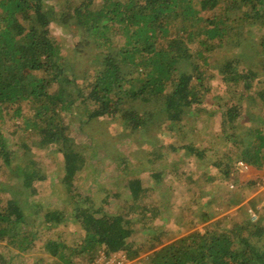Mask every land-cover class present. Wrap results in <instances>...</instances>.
Returning a JSON list of instances; mask_svg holds the SVG:
<instances>
[{"label": "trees", "instance_id": "16d2710c", "mask_svg": "<svg viewBox=\"0 0 264 264\" xmlns=\"http://www.w3.org/2000/svg\"><path fill=\"white\" fill-rule=\"evenodd\" d=\"M158 130L192 209L214 184L229 202L213 214L228 209L239 163L264 172V0H0V264L10 246L35 264H264L261 212L204 233L188 230L194 217L160 228L161 192L128 170L166 158L150 148ZM124 139L151 158L115 161L114 182L95 191L91 143ZM50 179L63 202L22 223L20 198Z\"/></svg>", "mask_w": 264, "mask_h": 264}, {"label": "rangeland", "instance_id": "374dc122", "mask_svg": "<svg viewBox=\"0 0 264 264\" xmlns=\"http://www.w3.org/2000/svg\"><path fill=\"white\" fill-rule=\"evenodd\" d=\"M251 63L252 65H255L253 61H251ZM208 110L210 111V107L208 108ZM202 126L210 128V123L202 124ZM211 127V130H216V123L213 122ZM101 132V130H98L95 136L99 138V134ZM206 132H208V130H200V132L198 131L196 133L201 134ZM74 139H76L77 141H83V136L80 134H76ZM146 140L147 138H141L139 142H141V144L143 145V142ZM170 140L171 135L168 134V136H166L162 131L158 130L155 134V138H153V142H150V148L153 149V151H155L156 153L158 145L160 143H162V146H164L165 143L171 142ZM174 144L176 145V143ZM91 151L94 154V159L99 169V175L96 176L95 182L92 185L96 187L95 191L99 189L98 187H104L114 182V177H116L117 175V172H115L114 170L116 168V164L114 163L115 161L120 160L121 158L124 159L125 156H129V159L132 161H134V159L138 161H147L145 156L148 155L147 152L142 150L139 145H133L129 140L126 139L117 143L115 146L113 144L111 147L104 142L95 141L91 143ZM169 151V148H166L164 146L162 152H164L165 155L167 154L166 158L163 161H159L153 167L150 166V168H148L149 164L141 166L136 165L134 167L130 162L131 166L128 169L131 170V174H135V172L138 171L139 175H142V177H149L151 180L149 186H153L161 192V203L167 204L166 216L169 217V219H167L164 224H161V229L168 225L169 220H172L173 222L177 221L180 223L184 220V218L186 220L192 219L190 217H194V219H192L194 222L190 224L188 230L204 233L207 222H214L223 215L232 213L233 215L231 214V216H229L231 219V224L233 219L236 217L234 213L239 210H241L242 213L246 216H248V214H250L252 211H256L258 214L259 212H261L260 216L262 217V220H264V172L262 170L253 167H247L246 165L239 163L237 168L240 172L237 175V179H235V182L239 189L237 188L235 190L236 192L233 196V204L226 210L219 208L216 214H213V212L216 211L218 205L222 203H228L229 199L224 196L220 197L222 193L226 192L225 186L214 184V186L208 192H206V194L204 193L205 200L202 204L199 205L201 212H205L206 210L211 211V216L208 217V221H205V217H202V215L198 213L199 208L192 209V201L189 199L185 201V199H183L188 195L186 192V185L183 183V179L180 177V175H178L177 173L175 174V170H173V168L177 166L174 162L176 161L178 154L173 152L169 153ZM148 158L150 159L151 157L148 155ZM191 160L192 161L188 162L191 168H194V162L196 163V168L192 170V173H194L195 171H198L197 169H200L198 167L199 163H197V161L193 159ZM152 168H154L153 171L150 170ZM155 173H160V182L154 185L153 181L157 179L156 177H154ZM49 181L42 186H38V198H34L31 201L25 199V197L20 198V202L24 210L22 223L31 225L35 221L36 215L41 214L46 207H51L53 204L63 202L61 198L51 193L52 184H54L55 182L53 181V179H50ZM205 182L206 180H204L200 186H203ZM231 186L233 185L228 184V187H230V189L232 190H229L228 187L227 189L229 191H234ZM195 187H190V192L192 195H196L197 193H199V190ZM17 189L18 187L16 186H9L8 194L12 197L16 194ZM239 218L241 220V217H238V219ZM223 226L224 225H221L220 228H223ZM57 231L62 233L64 231V228L60 226ZM184 232L181 233V236ZM5 256L12 257L11 264H35L32 256L23 254L20 255L18 251H16L11 246L8 247V249L6 248ZM96 264H104L102 258H100L98 263Z\"/></svg>", "mask_w": 264, "mask_h": 264}, {"label": "built area", "instance_id": "2783aa9c", "mask_svg": "<svg viewBox=\"0 0 264 264\" xmlns=\"http://www.w3.org/2000/svg\"><path fill=\"white\" fill-rule=\"evenodd\" d=\"M258 216L255 211L251 212L249 215V220L251 222H255L257 220ZM104 264H139L140 262L132 261L127 259L126 257H116V256H110L109 258L102 259Z\"/></svg>", "mask_w": 264, "mask_h": 264}, {"label": "clouds", "instance_id": "9594fccd", "mask_svg": "<svg viewBox=\"0 0 264 264\" xmlns=\"http://www.w3.org/2000/svg\"><path fill=\"white\" fill-rule=\"evenodd\" d=\"M252 212H253V211H252ZM255 212H256V211H255ZM256 213H257V212H256ZM249 215H250V214H248V219H249ZM257 216H258V213H257Z\"/></svg>", "mask_w": 264, "mask_h": 264}, {"label": "bare ground", "instance_id": "6f19581e", "mask_svg": "<svg viewBox=\"0 0 264 264\" xmlns=\"http://www.w3.org/2000/svg\"><path fill=\"white\" fill-rule=\"evenodd\" d=\"M249 220V219H248ZM250 221V220H249ZM251 222V221H250Z\"/></svg>", "mask_w": 264, "mask_h": 264}]
</instances>
